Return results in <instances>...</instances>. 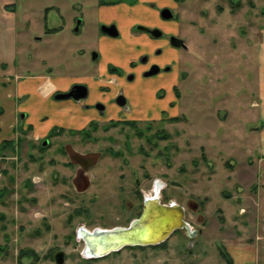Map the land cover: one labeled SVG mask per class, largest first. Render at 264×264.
<instances>
[{"label": "rangeland", "instance_id": "374dc122", "mask_svg": "<svg viewBox=\"0 0 264 264\" xmlns=\"http://www.w3.org/2000/svg\"><path fill=\"white\" fill-rule=\"evenodd\" d=\"M147 1L123 0L111 11L122 17L120 34L107 37L101 0H0V42H8L6 28L13 35L9 51H1L11 57L3 67L85 83L105 76V68L122 70L125 57L148 50L130 39L128 24L145 16ZM153 1L171 3L176 17L162 25L188 48L171 53V71L124 83L131 109L113 117L137 125H53L47 95L73 99L56 100L58 92L46 90L38 106L41 133L28 128L13 149L1 150L0 264H58V252L62 264H227L221 250L233 264H264V0ZM166 77L177 87L162 85ZM88 100L98 98L91 91ZM77 153L96 159L85 172L88 185L72 157ZM158 181L161 201L184 206L193 233L183 227L163 246L84 257L80 228L128 225ZM244 247L251 259L235 254ZM22 248L32 254L20 256Z\"/></svg>", "mask_w": 264, "mask_h": 264}, {"label": "crops", "instance_id": "0c3cea01", "mask_svg": "<svg viewBox=\"0 0 264 264\" xmlns=\"http://www.w3.org/2000/svg\"><path fill=\"white\" fill-rule=\"evenodd\" d=\"M133 21L134 20H132V23ZM6 34L8 42H0V157L1 154H4L1 150L13 149L17 145L18 140H20V134L28 128H32L30 130L35 135L41 133V130L46 125L42 123L43 112H41L38 107L40 101L39 98L43 99L42 91L47 90L48 92L53 91L54 93L59 91L61 92L67 90L73 83L81 80L83 81V78L76 76L65 77L67 79L64 81L52 74L48 76L34 75L24 77L15 70L13 72L12 65L5 70V67H3L2 64H6V62L11 63V57L4 53L9 51L8 49L12 46L11 36H13L10 33L9 28H6ZM129 35L131 40L139 42L138 38L131 34ZM142 39L143 41L145 40V38ZM163 46L165 47L166 53L167 50H169L170 54H168V57L160 63L174 62L170 56L171 53L177 54V50L168 47L166 44H163ZM4 48H6V50L4 53H1ZM132 59L137 58L133 55L125 57L122 61H120V65L125 69H128V63ZM4 72H6V76L4 75ZM102 72L106 75L108 73V69L105 68ZM104 77L105 76L85 78L90 86V92H93V97L96 99H100L103 96L100 86L104 84ZM48 79L54 80L53 83L48 81ZM174 80V78L166 77L160 83L162 85H166V82H171V86H173ZM47 96V104H52L54 107L52 112L56 114L55 118L57 120L53 123V125L57 124L68 127H80L88 125L92 119H103L100 118V116H105L107 114L108 118L112 116L109 112L102 115L98 112V110L88 108L87 104L91 102L88 99L79 101L73 99L60 102L51 99L49 94ZM23 112H25V114ZM3 157L6 158L9 156L3 155ZM242 249L243 250L238 249L235 251V254L238 255V257L248 255L246 248L244 247ZM247 257L251 259L252 256L248 255ZM233 258L235 261V257ZM246 261L248 262V260ZM255 262L256 261L254 260L252 263L255 264ZM234 264H236V262Z\"/></svg>", "mask_w": 264, "mask_h": 264}, {"label": "flooded vegetation", "instance_id": "af4514ba", "mask_svg": "<svg viewBox=\"0 0 264 264\" xmlns=\"http://www.w3.org/2000/svg\"><path fill=\"white\" fill-rule=\"evenodd\" d=\"M121 4H124L123 0H109V1L101 0L100 11L98 13V16L100 22V30L103 36H107V37L119 36L120 31H119V24L117 21H119V19L121 20L122 17L120 15H117L116 12L112 13L111 11H117L116 10L117 6L119 5L118 8H120ZM143 4L146 5V14L145 16H143V18H141L143 20L129 17L128 24L130 23V25H132L133 32L131 33V35L138 38L139 43L143 44L144 42L145 45H148V50H145L142 54H140L137 57V59L130 60L127 67L128 69L124 68L121 70L119 68L117 69L116 67H110L108 73L104 77V84L100 86L103 96L97 101H95L94 104L88 103L87 107L98 110V112L102 115L109 112L112 116H110L107 119H92L90 120L88 125L98 126L99 125L98 121H109L108 126L137 125L138 122L135 119L113 117V113H116L117 110H118L117 114H120L121 112L123 113V115H125V112H129V110L131 109L132 100H130V98H128L126 95V91L124 90L123 87L124 83L142 77L143 78L155 77L163 71L167 72L173 69V67L175 66L174 62L160 63L159 61L155 60L156 56L165 53V47L158 43L159 42L158 40H160L161 38L168 36L169 41L166 40L165 44L172 49H176L178 47L185 49L188 48V45L186 44V40L184 38L178 36L177 33L175 32H171V29L168 26L162 25L164 24V22L176 17V15L171 11L170 2L169 4L167 3L160 4L159 7L156 6V2L153 0L147 1L146 3ZM137 5L136 8H131V11L135 12V9H139L140 4ZM166 9H169L172 12L173 14L172 17L170 18L164 17V13L167 12ZM132 20H134L133 23ZM142 38H145V40L143 41ZM179 42L180 45H177V43ZM94 57L96 59L98 57V53H94ZM75 84H85L86 86H88L87 97L80 99V100H87L90 95V86L88 85V83H85L83 81L75 82L67 90L61 92L70 91ZM173 86L175 88L177 87L174 84ZM69 99H74V98L71 97ZM123 100L125 101V103L124 104L120 103ZM112 108L114 110H112ZM94 123H96V125H93ZM77 154H81V153H77ZM75 155L76 154H74L72 157L80 166L79 176L81 179L84 180V182H86L85 184L88 185L87 182L88 180L87 177L85 176V172L95 165L96 159L91 156H87L86 154H83L93 162L91 166L86 168L75 159ZM156 184H157L156 186L157 188L154 191V193H152L153 195H155L156 191L158 190L160 191V188H158L160 187V182L158 181ZM150 195L151 194L144 195L143 199L144 198L146 199V197ZM164 203H169V202H164ZM193 231L194 230H189L190 233H193Z\"/></svg>", "mask_w": 264, "mask_h": 264}, {"label": "water", "instance_id": "95a60500", "mask_svg": "<svg viewBox=\"0 0 264 264\" xmlns=\"http://www.w3.org/2000/svg\"><path fill=\"white\" fill-rule=\"evenodd\" d=\"M166 11H164V17L173 16L169 9ZM177 45H180V42ZM87 95L88 86L75 84L70 91L55 94V99L73 97L80 100L86 98ZM120 103L124 104L125 101ZM44 144H47V141ZM75 159L86 168L93 164L83 154H76ZM183 227H189L186 220V208L176 201L162 202L158 191H156L154 196L146 197L142 214L134 218L128 225L111 228L95 227L92 230L81 227L78 235L84 241V257L101 258L128 246L160 244L166 241L177 229ZM64 260V253L58 252L56 254L57 263L62 264Z\"/></svg>", "mask_w": 264, "mask_h": 264}, {"label": "trees", "instance_id": "16d2710c", "mask_svg": "<svg viewBox=\"0 0 264 264\" xmlns=\"http://www.w3.org/2000/svg\"><path fill=\"white\" fill-rule=\"evenodd\" d=\"M2 65L4 66L5 64H2ZM93 125H96V123H94ZM59 129H61V127H59ZM6 143H8V142H6ZM166 241H164V242H162L160 244H157V245H150V246L151 247L163 246V245H165ZM138 247H147V246H138ZM0 249L2 250L3 247L1 246ZM31 251L32 250H30L28 248L27 249L26 248H22V249H20V253H21L20 256L23 255V254L25 255V253L32 254V253H30ZM221 253L223 254V256L225 257V259L227 260V264H233V259H232V257L230 256V253L227 250H221ZM93 259H97V258H93ZM18 260L22 262V260H21L20 257H18Z\"/></svg>", "mask_w": 264, "mask_h": 264}]
</instances>
